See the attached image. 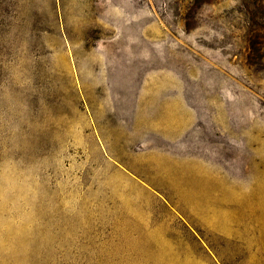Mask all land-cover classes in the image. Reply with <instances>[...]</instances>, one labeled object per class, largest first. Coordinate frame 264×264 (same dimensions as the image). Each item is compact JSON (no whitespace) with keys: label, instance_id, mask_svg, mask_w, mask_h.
Returning <instances> with one entry per match:
<instances>
[{"label":"rangeland","instance_id":"374dc122","mask_svg":"<svg viewBox=\"0 0 264 264\" xmlns=\"http://www.w3.org/2000/svg\"><path fill=\"white\" fill-rule=\"evenodd\" d=\"M260 189L264 0H0V233L38 229L25 264H137L142 223L178 264H264Z\"/></svg>","mask_w":264,"mask_h":264},{"label":"bare ground","instance_id":"6f19581e","mask_svg":"<svg viewBox=\"0 0 264 264\" xmlns=\"http://www.w3.org/2000/svg\"><path fill=\"white\" fill-rule=\"evenodd\" d=\"M260 191L263 192L264 190L262 191V189H260ZM187 201L191 204L194 202L191 198H187ZM117 213L119 214V212ZM6 226L7 228H4L5 231L0 233V264H25L28 251L38 250L39 246L43 242V240L38 236V229H28L23 225ZM147 226V223H142L138 228L134 229V231H138L140 233V240L138 243L130 241L128 243L130 251L132 250L139 255L140 260L139 262L137 261V264H178V260L169 253L168 247L162 238L150 240L144 235V230ZM261 234L264 236V232ZM184 264L196 263L192 261H185Z\"/></svg>","mask_w":264,"mask_h":264}]
</instances>
